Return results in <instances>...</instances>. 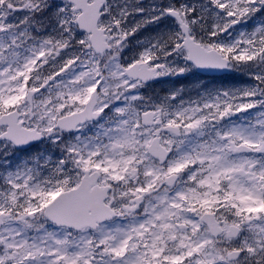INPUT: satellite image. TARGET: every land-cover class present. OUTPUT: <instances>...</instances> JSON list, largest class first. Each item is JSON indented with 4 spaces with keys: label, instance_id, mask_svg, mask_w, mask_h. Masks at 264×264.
<instances>
[{
    "label": "rangeland",
    "instance_id": "1",
    "mask_svg": "<svg viewBox=\"0 0 264 264\" xmlns=\"http://www.w3.org/2000/svg\"><path fill=\"white\" fill-rule=\"evenodd\" d=\"M117 1L119 6L115 22L119 25L120 21L129 17L128 14H131L132 10L131 4L128 5L126 0ZM30 2L33 3L32 0ZM37 2L41 8L45 6L44 2L40 0ZM17 3L20 5V1ZM196 7H198L197 15L194 19L186 14L183 15V19L192 28L202 31L204 39L208 40L210 36H214L215 40L212 43L214 48H222L244 62L246 59L254 62L263 55L260 69H250L244 74L247 80L252 81L249 85L253 86L252 83H256L264 86V0H199ZM30 12L25 26L32 22L34 15ZM56 17L59 18L60 23L65 20L64 14L52 16L53 20H57ZM45 21L46 19L40 20L46 26L52 25L47 30H43L47 42L55 38L57 23ZM237 21L241 24L232 27L231 24ZM7 27L10 31L5 34V39H2L0 44V107L5 111L16 108L22 110L25 109L24 104H26V88L25 81L21 80L20 76L24 75L26 78V71L36 70L37 48L30 46L29 49L35 51L31 52L32 55H29L21 66H16L19 61V50L15 47L8 49V45H12L14 39L19 38V32L14 29L17 27L11 26L10 23ZM62 43L63 41L59 40L57 46L49 44L51 48L49 51L54 52ZM174 43L177 44L176 41ZM126 44L121 43L117 48L120 50L122 47H128ZM76 46L78 50L83 49L81 42ZM176 51L177 59L174 64L176 63L177 66L172 69H175V72L184 71L191 76L195 69L187 62H183V59H186L185 51L182 49ZM71 60L67 52L58 62L69 63ZM116 64L115 58L109 54L106 58V65L110 68V70L106 68L109 74L108 80H113L115 83L123 82L126 90L123 98L128 104L124 110L125 114L115 118L108 128L101 124L102 126L97 128V133L92 137L78 138V134H74L64 139L70 153L67 154L68 157H64V160L55 159L53 165L52 157L46 156L47 153L43 149L40 155L32 154L29 159H22L12 170H6L4 164H1L0 211H12V216L6 220L0 230V264H89L90 262L140 264V252L136 250L138 237L143 240L150 238L151 246L156 244V260L158 255L160 256L158 248L160 241L166 240L170 246L167 239L176 240V247L171 249V254L161 257L159 264H206V262L233 264L228 260L227 253L222 254V250L220 251L209 237L205 238L204 243L209 242L214 246L210 248L206 245L204 255L199 252L200 244L187 237L195 232L194 222L193 230L186 232L176 228L172 221L169 226H172L175 233L170 231L169 236L164 237L161 231L164 223L152 232H145L147 229H153L154 219L150 212L147 217L124 215V217H133L132 227L121 221H115L112 224L105 223L99 228L98 234H93L100 244L105 245V250L109 252L105 255L104 249L99 247L96 249V245L90 246L93 240L91 231L83 229L75 234L76 232L72 230L50 226L42 219L45 204L65 186L76 185L82 176L77 166L87 167V159L91 155L96 158L97 167L106 171L107 179L126 180L133 175L143 179L146 175L145 178L150 177L149 180L152 182L159 177V181L164 184L163 178L168 173L174 172L180 175V183L177 187L167 191L163 186L162 190L169 194L168 203L176 206L178 204L181 208L183 215L180 224L188 223L192 218L191 214L194 213L190 208L192 203H200L201 210H204L210 206V200L223 203L231 201L227 205L237 206L235 211L237 213L242 212L240 211L242 209L249 210L259 203L258 196L263 194V188L258 187L251 178L238 175L237 170L243 165L253 166L255 175L264 178V152L258 156L246 155L235 148L240 143H248L255 148H262L264 144V125L261 123L264 120L263 107L256 93L259 90L252 87L248 91L247 89L239 91L238 86L228 85L223 87L228 95L214 87L191 97L182 96L178 90L173 89H170L167 96L160 95L157 103L163 106L159 104L160 106L157 107L161 109L158 120H161L162 125L172 124L180 127V135L171 132L163 134L162 144L173 145L176 151L167 164L160 166L154 163L147 153V145L153 137L152 130L144 128L141 124V113L134 107L139 99L132 87L137 84L128 82L120 65L116 67ZM82 66L85 64L83 63ZM92 80L98 81V79ZM54 82L58 89L49 88L48 96L38 95L33 104L34 111L38 114L36 122H40L42 128L50 132H54V128L50 125L54 119L46 120L47 110L50 111L51 107L56 105L73 106L74 94L70 86L65 88L57 79H54ZM194 82V87L201 90L200 81L194 80ZM261 91L264 92V87ZM117 95L113 93L112 98ZM107 96L110 97L109 93ZM59 97L67 101L54 103V99ZM231 108L234 110H230ZM239 114L246 123L235 122ZM41 115H44L45 119H41ZM224 116L228 122L223 121ZM219 118H221L219 121L223 122L215 121ZM225 122L227 124L223 125ZM61 137L47 138L52 143L61 140ZM1 150L2 153L5 152L4 147H1ZM193 189L196 191L195 194L192 192ZM225 190L226 192H223ZM227 191L231 195V200H226ZM126 195L127 193H123L122 199ZM180 195L183 196V200L176 198ZM163 213L160 209L159 214L163 216ZM246 222L249 228L260 229L261 233L252 232L251 236H247L250 238H246L247 241L242 244L245 250L242 260L251 258L252 264H264V213L262 211L250 213ZM93 252L95 261L92 260ZM183 253L186 259L181 258ZM240 264L245 263L240 261Z\"/></svg>",
    "mask_w": 264,
    "mask_h": 264
},
{
    "label": "flooded vegetation",
    "instance_id": "2",
    "mask_svg": "<svg viewBox=\"0 0 264 264\" xmlns=\"http://www.w3.org/2000/svg\"><path fill=\"white\" fill-rule=\"evenodd\" d=\"M18 1H20V5H18ZM32 2L33 3L24 0H0V44L2 43V39H5V34L10 31L9 27H7L9 22H11V26L13 25L17 27L14 29L19 32V38L23 40H29L32 38L30 32H27L28 25L25 26L26 22L24 21L26 18L25 15L28 14L31 9L32 11L34 10V12L39 10V2H37V0H32ZM48 2L52 8L57 5L64 7L63 13L65 16L63 23L52 20L51 18V22L56 21L57 27L54 32L55 40L51 41L50 44L55 43L59 37L65 39L66 42L59 46L57 50L55 49L52 54H48L47 63L44 64L45 68L42 70L39 77L49 74L51 77L64 69L63 67L70 66L68 72L60 74V76L56 79L59 82H62L65 88H69V86L70 88H73V106L65 104L62 107H58L56 105L51 107L50 111L48 109L46 115L44 114L47 121H49L50 118L54 119L53 122L51 121L52 123L50 125L54 128L55 132L46 131L42 128L40 122H36L38 114L35 113L34 109H27V111L18 109L17 116L22 124L26 128L41 129L44 132L45 137L78 134V138H85L86 136L92 137L94 133H97V128H100L103 124L108 128L115 118H118L120 114H125L124 110H126L125 107L128 105L125 98H123V94L126 92L123 82L118 81V83H115L113 80H108L109 74L107 69L110 70V68L106 65V58L109 54H111L117 62L116 67L120 65L124 75L129 65L134 63H146L149 67H153L156 73L159 71V74L157 75H159L160 80L152 83L147 84L142 81H135L131 78L127 79L128 82L137 84L132 87V90L137 92L138 99L140 100V102L134 106L135 109L140 111L141 114L144 111L157 109L156 112H158V115L154 119V126H152L153 128H151V130L153 135L152 138L159 137L161 141L163 134L168 131L166 130L167 126L162 125L163 123H161V120H158V117L161 114V109L157 108L160 106L159 103H157L160 92L168 90L169 93L170 89L181 91L183 89L182 87L189 83V78L191 77L188 75L186 78H183L173 75L175 73V69L172 68L177 66L176 63L174 64L177 59L176 50L182 49L185 51L186 59H183V62H187L188 53L184 42L185 36L180 29V25H178L177 19L171 18H174V15H179L183 18V15L186 14L191 19H194L197 15L196 9L198 7H196V5L199 0H127V4H131L132 12L131 14H128V12L126 13L129 17H125L127 18L126 23L121 26L117 25L115 22L118 14L117 7L119 6L117 0H104L102 5L97 4L96 0H82V6L80 9H77L76 5L71 3L74 6L73 8L70 2L67 1L54 2L53 0H48ZM161 9L164 10L167 18L159 16L158 10ZM72 10L75 12V19H73ZM168 13L170 18L168 17ZM81 14L84 16L83 20L85 21V29L89 32L81 30L76 24V19L81 16ZM94 24H96L98 28H96ZM35 26L37 37L41 38V35L39 34V32L41 33V31H39V29H41V25L38 22L35 23ZM127 27L129 28L128 31H126ZM99 29L104 30V34H106V40L109 45V49L102 53L97 52L101 50L97 49L100 48L97 45L101 39L103 40V36L102 38H99ZM189 30L191 37L195 41H198L207 49L214 48V46H212V43H214L215 40L214 36H210V39L206 40L207 38H203V32L197 28H192L189 25ZM171 35H173L172 38ZM118 37L121 39H118ZM33 38H36L34 34ZM171 41H176L178 45L174 42L172 43ZM80 42L83 48L82 50H78V47L76 46V44ZM127 42L128 44H126ZM121 43H125L128 47H122V49L119 50L117 47H119ZM10 47L11 45H8V49ZM67 52L69 53L70 58H72L71 62L56 63V61L60 60V58L63 57V54ZM229 56L231 57L232 55L229 54ZM26 58V54L23 51L19 55V61L16 66H21L25 62ZM51 61H54V63H51ZM83 63L85 66H82ZM170 66L171 68L169 69ZM238 73V70H234V75L226 77H207L201 74H198L197 76L201 77L202 87L210 85L216 80H222L224 82L229 81L231 86L235 85L239 87L237 82ZM20 77H24V75H21ZM92 79H98V81H93ZM49 88H57L54 80L46 86L41 94L43 96H48L47 90ZM108 93L110 97L107 96ZM113 93L118 95L112 98ZM91 97L95 98V105L91 110L92 112L86 108V102ZM58 101L62 102L65 101V99L61 100L60 97L54 99V103ZM74 111H76V113L85 112V114L89 117L88 120L78 124V128L74 131V133L60 132L55 126L56 121L63 115L73 113ZM94 114H96V117H94ZM44 115L40 116L41 119H45ZM1 131L3 130L1 129ZM177 134L180 135V127ZM240 146L241 143L235 148L240 151ZM166 147L172 150V153L167 160L170 161L173 158L176 147L173 145ZM253 148L255 152H247L244 154L258 156V154H262L264 152V144L262 148ZM87 161V167L81 166L80 169L82 177L85 174L84 170L90 169L91 172L99 171L101 172V175L98 183L109 186L112 185V189L109 193L110 197L106 200V203L114 208L117 218L106 223L112 224L115 221H121L122 223L133 225V217H124V215L147 217L150 212V215H152L154 219L153 229L145 230L146 233L158 229V226L164 223L162 224L164 227L161 231L163 232L162 234L164 237H168V233H170V231L174 232L172 226H169L172 221L176 228L186 232L193 230L194 225H196L194 228L195 232L191 233V235H188L187 237L191 241H197V244H200L198 247L200 248L199 252L202 255L206 253V245H209L210 248L214 246L213 244L210 245L209 242L206 244L204 243L205 238L209 237L211 242L214 243L220 251L222 250V254L227 253L228 259L234 253L237 254H234L232 258L238 259H231V263L240 264V261H242L245 264H252L251 258H248L246 261L242 260V256H244L245 253L242 244L250 238L247 236H251L252 232L261 233V231L257 228H249L246 221L250 216V213L255 214L257 211H262L264 213V178L260 175H255L253 166L243 165L237 170V174L247 179L251 178V180L256 183L258 187L263 188V194L258 196V205H254V207L249 210L242 209L240 210L242 212L237 213L235 212L237 206H234L233 204L227 205V203L231 201H228L227 203L224 202V204L223 202L210 200V206H208V208H204V210H201L200 203H192V205H190L191 212H194L191 214L192 218L188 221V223L180 224L183 215V212L180 211L181 208L178 204L176 206V204L168 203L169 194L162 191L163 186L166 187L164 188L167 189V191L177 187L180 183V175L175 174L173 184L168 187V182L166 180L168 175L163 178L164 184L159 181V177H156L154 182H152L149 180L150 177L145 178L146 175L143 176V179H138V176L133 175L128 180L119 181L118 179L105 178L107 176L106 171L97 167L96 158L92 155L88 157ZM240 169L243 170V173L239 172ZM226 190L223 192H226ZM192 192L195 194V189H193ZM123 193H127L128 195L122 199L124 195H121ZM176 198L178 200H183L182 195L177 196ZM226 200H231V195L228 194V191ZM160 209L164 212L162 214L163 216L159 214ZM204 213L214 214L213 222L216 224L214 232L211 231L206 222H202L201 218ZM237 214H239L238 217ZM193 222L194 225H192ZM104 224L105 223H101L99 228H101ZM99 228L98 230L87 229L91 231L93 238L90 246L96 245V249L99 247L105 250V245L103 243L100 244L98 239L93 236L94 233L98 234L100 232ZM137 239L138 246L136 247V250L140 252V264H159L158 261H160L161 257H166L167 254H171V249L176 247V240L171 238L167 239L170 242V246H168V242L166 240L160 241L158 246L160 249V256L158 255L159 258L157 257L156 260V244L151 246V241L148 237L147 240H143L139 237ZM182 252L183 249L181 250V253ZM108 254L109 252L106 251L105 255ZM181 258L186 259L184 253L181 255ZM92 259L95 261L94 252ZM206 264L209 263L206 262Z\"/></svg>",
    "mask_w": 264,
    "mask_h": 264
},
{
    "label": "water",
    "instance_id": "3",
    "mask_svg": "<svg viewBox=\"0 0 264 264\" xmlns=\"http://www.w3.org/2000/svg\"><path fill=\"white\" fill-rule=\"evenodd\" d=\"M74 1L79 2V0ZM182 31L186 34L185 44L189 53L188 61L195 65L197 72H202L207 75H221L228 72V60L224 58L221 53L216 50L206 51L201 44L194 42L189 37V30L185 23L182 24ZM126 73L133 79H142L144 82L156 80L153 69L146 67L145 64H133L127 69ZM32 95H29V99ZM94 104L93 100L89 102L88 110ZM153 116L154 113L145 114L144 123L150 124ZM8 117L9 115H5L0 118V125H9L10 130L0 136V140L7 138L10 139L16 147L25 148L29 146V144L39 142L43 138L38 134L36 136L32 131L18 130L14 121L11 122ZM88 118L89 117L85 113H73V115L62 118V120L59 121L58 127L64 129L63 126L68 125L74 130L77 123L85 121V119ZM169 128L176 131L173 127ZM34 136H36V138H34ZM150 152L154 157L161 158V162L167 158L169 153L159 146L158 140L152 143ZM97 177V173L91 176H85L75 189L60 194L46 207V217L58 225L68 226L75 230L90 225L95 226L96 222L111 219L112 217L110 214L100 211L104 206L103 200L108 195V189L100 186H93L96 184ZM89 210L97 211V214H91ZM5 216L6 215L3 214L0 215V226L3 224V217ZM212 227L215 229L216 224L213 223Z\"/></svg>",
    "mask_w": 264,
    "mask_h": 264
},
{
    "label": "trees",
    "instance_id": "4",
    "mask_svg": "<svg viewBox=\"0 0 264 264\" xmlns=\"http://www.w3.org/2000/svg\"><path fill=\"white\" fill-rule=\"evenodd\" d=\"M243 67L244 68H247L248 67V64H243ZM260 91H261V89H260ZM185 94H184V96H195L196 94H197V90H195V89H189V88H186V90H185ZM262 96H264L263 94H261ZM263 104H264V102H263ZM221 118H219V120H220Z\"/></svg>",
    "mask_w": 264,
    "mask_h": 264
}]
</instances>
